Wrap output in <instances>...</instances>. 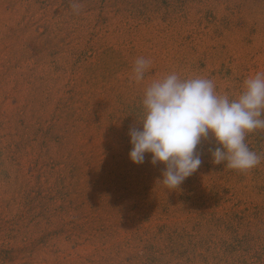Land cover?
<instances>
[{
    "label": "rangeland",
    "instance_id": "rangeland-1",
    "mask_svg": "<svg viewBox=\"0 0 264 264\" xmlns=\"http://www.w3.org/2000/svg\"><path fill=\"white\" fill-rule=\"evenodd\" d=\"M173 72L235 98L264 73V0H0V264H264V129L256 167L214 164L210 134L173 192L129 159Z\"/></svg>",
    "mask_w": 264,
    "mask_h": 264
},
{
    "label": "clouds",
    "instance_id": "clouds-1",
    "mask_svg": "<svg viewBox=\"0 0 264 264\" xmlns=\"http://www.w3.org/2000/svg\"><path fill=\"white\" fill-rule=\"evenodd\" d=\"M150 64V59H136L137 83ZM141 104L143 118L129 131V159L141 165L150 155L151 165H162L157 182L166 191L178 190L199 169L197 149L210 134L218 145L211 152L214 164L244 172L260 163L261 156L245 141L247 133L264 129V73L246 79L235 98L220 95L210 79L169 73L144 88Z\"/></svg>",
    "mask_w": 264,
    "mask_h": 264
}]
</instances>
